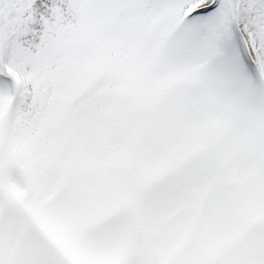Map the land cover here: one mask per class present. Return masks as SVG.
Here are the masks:
<instances>
[{"label": "snow or ice", "instance_id": "snow-or-ice-1", "mask_svg": "<svg viewBox=\"0 0 264 264\" xmlns=\"http://www.w3.org/2000/svg\"><path fill=\"white\" fill-rule=\"evenodd\" d=\"M0 264H264V0H0Z\"/></svg>", "mask_w": 264, "mask_h": 264}]
</instances>
